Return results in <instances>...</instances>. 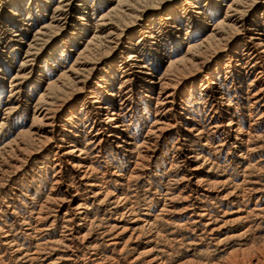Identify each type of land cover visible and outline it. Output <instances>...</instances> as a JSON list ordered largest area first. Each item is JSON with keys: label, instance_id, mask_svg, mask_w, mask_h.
<instances>
[{"label": "bare ground", "instance_id": "obj_1", "mask_svg": "<svg viewBox=\"0 0 264 264\" xmlns=\"http://www.w3.org/2000/svg\"><path fill=\"white\" fill-rule=\"evenodd\" d=\"M0 264H264V0H0Z\"/></svg>", "mask_w": 264, "mask_h": 264}, {"label": "rangeland", "instance_id": "obj_2", "mask_svg": "<svg viewBox=\"0 0 264 264\" xmlns=\"http://www.w3.org/2000/svg\"><path fill=\"white\" fill-rule=\"evenodd\" d=\"M30 12H31V11H30ZM92 12H93V11H92ZM28 15H30V14H28ZM28 15H27V16H28ZM7 92H8V91H7ZM7 92H6V96L8 95Z\"/></svg>", "mask_w": 264, "mask_h": 264}]
</instances>
